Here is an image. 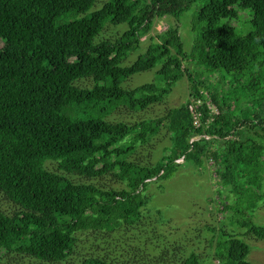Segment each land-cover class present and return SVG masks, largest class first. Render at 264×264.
Segmentation results:
<instances>
[{"label":"trees","instance_id":"trees-1","mask_svg":"<svg viewBox=\"0 0 264 264\" xmlns=\"http://www.w3.org/2000/svg\"><path fill=\"white\" fill-rule=\"evenodd\" d=\"M98 1L0 0V193L15 207L0 211V258L62 264L84 238L112 250L116 232L146 225L153 238L124 260L108 253L81 264H250L242 236L264 242V227L253 220L264 204V0H105L90 12ZM194 3L200 31L189 53L176 23L122 65L155 19L178 18ZM237 8L250 12L245 35L223 23ZM120 25L126 29L116 37L99 38ZM186 63L234 79L212 82ZM157 64L154 82L122 87ZM183 77L188 98L163 118L108 119L119 107L143 113L157 106ZM197 102L199 126L189 110ZM163 127L169 145L161 157L131 160ZM184 161H210L232 197L219 206L221 225L209 222L187 243L168 239L158 212L143 213L146 185L170 179ZM205 243L210 255L198 252Z\"/></svg>","mask_w":264,"mask_h":264},{"label":"rangeland","instance_id":"rangeland-1","mask_svg":"<svg viewBox=\"0 0 264 264\" xmlns=\"http://www.w3.org/2000/svg\"><path fill=\"white\" fill-rule=\"evenodd\" d=\"M105 0L98 1L90 12L98 9ZM199 3H194L184 12L180 17L173 18L165 16L154 20L151 31L147 36L143 37L139 43V47L128 54L127 58L122 62L123 66H128L136 61V59L143 55L146 48L150 44V39L154 40L155 36L163 32L167 27H173L176 23L179 26V35L183 43L185 52H190L193 41L200 31V26L195 25L197 13L200 9ZM236 18L234 20H224L223 23L229 24L234 30L240 34L245 35L251 30L250 26V12L246 9H236ZM126 29L125 25L117 27H106L104 32L99 36L100 39L116 37L118 34ZM151 37V38H150ZM98 39V38H97ZM186 66L192 73L202 74V78H208L210 75L204 71V68L194 66L186 63ZM160 67L157 64L154 70L132 76L128 81L122 84L124 88H136L146 83L155 81L154 73ZM209 80L215 82V78L221 76L226 77V83H230L234 79L232 75L224 72H216L211 74ZM247 77L242 80L246 81ZM239 80V81H242ZM229 81V82H228ZM90 86V83H84ZM189 95V85L185 77L176 81L170 93L157 106L150 107L147 111L129 112L125 107H119L108 118L112 121L133 123L141 119L163 118L168 110L179 107L184 104ZM169 145V134L163 127L159 134L154 137L148 145L144 148L138 147L131 160H138L150 162L154 164L160 157L165 148ZM110 179H107L109 183ZM111 184V183H109ZM114 188H123V184H111ZM222 187L218 185V179L213 170L210 161H206L202 167H196L190 161H184L176 173L168 180L162 182H149L143 192V196L148 198L147 205L143 208V213L158 212L156 220L162 219L164 225L163 231L166 230L169 240L178 239L182 243H187L198 237V231L201 236L205 234V226L212 222L214 226H220L224 221L226 215L219 212L221 202H224L225 197L232 200ZM15 210L12 203L7 201L0 193V211L11 214ZM253 220L256 224L264 227V204H261L259 209L254 213ZM139 231H127L125 228L116 232L115 245H104L97 247L95 240L87 237L83 242L77 244L74 248L72 256L62 264H81L89 255H112L117 260H124L127 256L129 248L143 247L148 243L152 237V230L150 227L144 225ZM235 234H243V230L237 228L227 227ZM139 230V228H138ZM153 234V233H152ZM209 236V235H208ZM245 242L250 246V253L247 256V261L250 264H264V242L253 240L252 238L242 236ZM207 242V241H206ZM200 253L211 254V250L206 245L198 246ZM0 264H43L38 263L32 259L19 256L16 254L4 255L0 258ZM217 264V263H215Z\"/></svg>","mask_w":264,"mask_h":264},{"label":"built area","instance_id":"built-area-1","mask_svg":"<svg viewBox=\"0 0 264 264\" xmlns=\"http://www.w3.org/2000/svg\"><path fill=\"white\" fill-rule=\"evenodd\" d=\"M197 105H198V102H197V104L196 105H190L189 106V110H190V112H192L193 113V122H194V125L195 126H199V120L197 119V117L196 116H198V115H195V113H194V110H196V108H197ZM209 107V106H208ZM209 109H211L210 107H209Z\"/></svg>","mask_w":264,"mask_h":264}]
</instances>
